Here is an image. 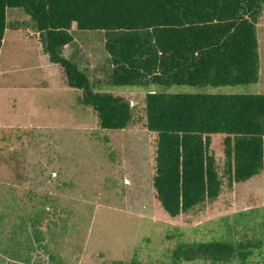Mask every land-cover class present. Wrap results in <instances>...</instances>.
<instances>
[{
	"label": "rangeland",
	"instance_id": "obj_1",
	"mask_svg": "<svg viewBox=\"0 0 264 264\" xmlns=\"http://www.w3.org/2000/svg\"><path fill=\"white\" fill-rule=\"evenodd\" d=\"M8 23L0 53V264H175L173 252L184 245L241 240L263 243L249 264H264V173L230 187L222 137L214 136L222 195L170 218L153 185L157 135L144 124L99 128L93 110L79 105L84 91L67 86L29 16L11 9ZM74 30L62 55L102 87L93 90L142 104L149 89L110 83L105 33ZM258 38L257 84L167 91L264 94V12Z\"/></svg>",
	"mask_w": 264,
	"mask_h": 264
},
{
	"label": "trees",
	"instance_id": "obj_2",
	"mask_svg": "<svg viewBox=\"0 0 264 264\" xmlns=\"http://www.w3.org/2000/svg\"><path fill=\"white\" fill-rule=\"evenodd\" d=\"M11 9H22L34 22L50 62L62 67L67 86L84 91L79 105L93 110L99 128L115 133L144 124L157 135L153 185L170 218L222 195L211 152L214 136L222 137L230 187L264 173V94L167 91L257 84L264 0H0V53ZM74 26L80 32L105 33L110 83L149 89L142 104L94 91L98 86L62 55L74 42ZM262 247V242L242 240L236 245L193 243L177 248L172 260L249 264Z\"/></svg>",
	"mask_w": 264,
	"mask_h": 264
}]
</instances>
